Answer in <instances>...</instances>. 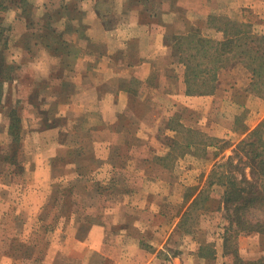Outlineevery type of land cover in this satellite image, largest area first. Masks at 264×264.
I'll use <instances>...</instances> for the list:
<instances>
[{"label": "rangeland", "instance_id": "obj_1", "mask_svg": "<svg viewBox=\"0 0 264 264\" xmlns=\"http://www.w3.org/2000/svg\"><path fill=\"white\" fill-rule=\"evenodd\" d=\"M60 1L0 0V26L3 28V37L6 36L8 41L6 45L0 41V48L6 52V58L12 65V75L4 82L3 97L0 101V157L7 156L8 162L0 172V195L4 203V205L0 204V264H69V261L71 264H77L81 260V264H122L128 256L127 251H116V248L110 247L111 245L107 247L104 245L107 250L103 248L100 251L106 256L98 253L90 257L92 254L90 250L73 254L59 249L50 251V244L59 236L54 230L62 222L60 213L63 204L64 209L66 207L60 194L65 188L59 187L50 192L48 187V195L45 197L44 194L46 201L39 202V209L28 202L30 194L22 189V187L28 189V184L21 183V179L30 177V171L34 170L38 163L36 154L42 145L50 141V126L62 128L66 119L60 109L52 107L50 110V85L57 83L54 78H50V2L58 4ZM228 1L231 0L212 2L215 8H221L223 3ZM262 7V10L256 11L257 13L249 11L248 8L246 11L232 9L217 13L210 15L209 22L213 25L216 23V26L226 28L228 31L241 28L244 34L241 41L247 44L246 49L254 46L257 53L264 54V5ZM19 17L26 19L27 22L26 31L22 34L23 38L29 43L31 39L41 37L44 44L43 51L32 50L33 53L29 51L31 56L18 57L22 47L18 41L10 42V36L14 22ZM216 26L214 25V28L217 29ZM53 30L56 31L57 27ZM170 39L175 49V58L183 63L178 48L186 47L191 43L182 42L179 35H171ZM22 43L20 41L21 45ZM32 46L31 49H36L34 45ZM241 49L245 50V47L239 48ZM187 53L188 59L193 58L189 59L191 72L213 67L206 63L208 56L205 52L197 53L193 48L192 51L187 50ZM194 54L196 56L192 57ZM57 61L60 67L62 59L58 58ZM57 69L52 70L57 71ZM185 71L184 64L183 76ZM212 72L215 73L216 85L220 78L222 87L217 91L214 90L215 106L209 115H206L208 97L199 100L200 110L183 105L179 106L180 108L168 106V120L157 123L156 129H151V133L155 136L144 140L139 137L142 131L138 133L137 129H134V123L123 121L129 135L118 134L116 140L109 139L111 141L109 146L113 144L112 151H115L114 146L116 151L107 155L103 153V159L96 156L95 150H89L90 146H95L93 137L81 136L80 139L71 137V142H81L79 149L71 153V160L77 159V162L81 161V165L88 164L91 167L102 161L98 166L101 169L97 170V177L102 179L103 186L98 185V181V184L91 183L84 193L76 191V198L83 197L84 199H80L84 201L76 200L75 203L70 204V209L77 210L80 206H84V212L92 215L90 219L94 215H103V223H107L113 216V220L117 219V223H120L122 218L119 213L121 208L126 206L128 188H131L129 185L134 183L139 185L138 178L141 177L131 168L124 169V163L130 158L131 153L142 154L150 149L148 161L144 162L142 170L147 166L149 169L145 170L142 176L157 177L167 183L183 180L185 186L182 189V187L173 188L174 186L163 185V194L154 197L149 204L159 212H168L167 217L161 219L164 224L177 216L178 225L186 231H194L191 235L201 245L208 240V245L206 243L203 245L200 255L210 264H232L234 255L226 256L222 261L220 252L215 250L211 239L222 238L224 231L225 219L220 208V200L226 189L225 185L230 189L234 186H231L230 181L242 180L243 171L249 176V180L254 177L249 174L243 149L249 147L250 142L264 140V97L260 94L261 89H264V83L258 79L256 83L254 82L250 66L240 58L225 60ZM183 85L186 87L185 80ZM195 94L186 92V95ZM9 114L19 118L17 122L19 129L16 128V132L20 133L18 140L13 138L10 131L8 132ZM253 124L252 128L245 131ZM32 127L37 128V131L31 130ZM251 129L253 131L245 139L246 142L239 143V140ZM244 132L245 136L241 137ZM232 144H235L232 152L222 155ZM17 147L18 150L14 152ZM153 148H157L156 152ZM257 151L261 153V159L264 158L262 154L264 144H260ZM12 152L15 154L8 158ZM11 158L14 161H11ZM213 160L214 167L208 169V164ZM110 164L116 168L110 169ZM82 167L77 166L75 171H84ZM87 168L88 171L94 172L93 169ZM254 178L259 184L264 185V172ZM79 184L75 185L80 186ZM45 190L46 187L43 191ZM195 194L197 198L189 202ZM253 211H255L253 217L261 215L264 217L263 212ZM174 236L176 239L174 238L171 250L176 248L179 237ZM234 239L230 244L237 246L242 258H256L264 254V237L259 233L243 232ZM59 242L61 243V239ZM114 256H117V261Z\"/></svg>", "mask_w": 264, "mask_h": 264}, {"label": "crops", "instance_id": "obj_2", "mask_svg": "<svg viewBox=\"0 0 264 264\" xmlns=\"http://www.w3.org/2000/svg\"><path fill=\"white\" fill-rule=\"evenodd\" d=\"M212 1L50 2V78L57 82L50 85V110L52 107L60 109L66 119L62 128L50 126V141L42 145L35 156L38 163L30 171V177L21 179V183L28 184V189H22L30 194L28 202L34 204L36 209L40 207L39 202L46 201L44 194L45 197L48 195V187L50 192L59 187L65 188L60 194L66 207L64 209L63 204L60 213L62 222L54 230L59 236L50 244V251L59 249L73 254L90 250V257L98 253L106 256L100 251L111 245L116 251H127L128 256L122 264L209 263L200 255L203 245H208V240L201 245L191 235L194 231H186L178 225L177 216L164 224L161 219L167 217L168 212H159L149 204L154 197L163 194V185L182 189L185 186L181 178L182 181L167 183L157 177L142 176L149 169L147 166L142 170L144 162L148 161L150 149L142 154L131 153L124 163V169L131 168L141 177L138 178L139 185H129L131 188H128L126 206L119 213L122 218L120 223H117V219L113 220V214L107 223H103V215H94L90 219L92 215L84 212V206L71 210V203L84 201L81 200L83 197L76 198V191L84 193L91 183L98 184L99 181L98 185L103 186V182L97 177V170L101 169L98 166L102 161L91 167L88 164L81 165L77 159L71 160V153L79 149L81 142H71L70 138L93 137L95 146H90L89 150H95L96 156L103 159L104 154L116 151L115 146V151H112L113 144L109 146V139L116 140L118 134L129 135L123 121L134 123V129L138 133L142 131L139 137L144 140L155 136L151 129H156L157 123L168 120V106L180 108L183 105L201 109L199 100L208 97L206 115H209L215 106L214 90L222 87L221 80L218 79L215 89L210 93L186 95L183 85L184 64L175 58L170 37L179 35L221 39V32L216 31L213 23L209 22L210 15L232 9L246 11V8L251 12H259L264 5V0H231L223 3L221 8H215ZM26 24V19H16L10 36V42L18 41L22 47L18 57H29V51H43L44 47L41 37L31 39L29 43L23 38ZM54 27H57L56 31H52ZM32 45L36 49H31ZM58 58L62 59L60 67ZM53 68L58 69L54 71ZM32 129L37 131V128ZM233 147L235 144L222 155L231 153ZM156 150L153 148V151ZM214 163L213 160L207 168L212 169ZM77 166H83L81 169L84 171H75ZM87 167L94 172L88 171ZM114 168L116 166L110 164V169ZM179 195L182 198V194ZM1 200L0 195V204L4 205ZM174 235L179 237L176 248L171 250L176 239ZM214 238L211 242L224 261L226 256L223 257L222 238H215L216 243ZM114 258L117 261V256Z\"/></svg>", "mask_w": 264, "mask_h": 264}, {"label": "trees", "instance_id": "obj_3", "mask_svg": "<svg viewBox=\"0 0 264 264\" xmlns=\"http://www.w3.org/2000/svg\"><path fill=\"white\" fill-rule=\"evenodd\" d=\"M216 26L217 24L214 23ZM229 25V24H228ZM227 25V26H228ZM217 31L221 32V39H211L195 36H179L182 42L191 43L186 47L181 46L178 48L180 51V57L183 63L186 65V71L184 75V80L186 83V92L194 94H207L212 92L215 87V73L212 70H216L222 65L225 60L231 58H240L244 61L246 65L250 66L252 70L253 80L256 83L257 79L264 83V54L257 53V49L254 46L248 47L245 41H241L243 33L241 28L229 29L216 26ZM243 30V29H242ZM0 41L2 44H7L8 41L6 36L3 37V28L0 26ZM245 47L239 50V48ZM194 50L198 52H205L207 54V61L213 65V67L207 68L203 71H190V60L193 58H187V50ZM181 49V50H180ZM185 51V52H184ZM6 52L0 48V101L3 97V85L4 82L9 79L12 75V65L6 58ZM238 53V54H237ZM185 54V55H184ZM184 55V56H183ZM194 54L192 57H195ZM186 57V58H185ZM190 57V56H189ZM261 96L264 97V89H261ZM10 115V114H9ZM18 117L15 115H10V123L8 125V132L14 136L16 140L20 137V133L16 132ZM19 129V128H18ZM248 130V127L245 131ZM253 130H249L246 136L239 140V143H243L245 139L250 135ZM246 142V141H245ZM244 142V143H245ZM249 147L244 150L246 163L249 166V174L257 177L264 172V158L261 159V153L257 151L260 144H264V140L258 139L248 143ZM18 150V147L14 152ZM12 152L8 158H10L15 153ZM264 154V152H262ZM260 158L259 160H257ZM7 156L4 158L0 157L1 168L6 166ZM11 161H14L12 158ZM10 162V161H9ZM0 170V172L3 170ZM246 172L243 171L242 180L230 181L232 182L230 189L225 185V191L220 200L221 210L224 214V231L222 233V251L223 256L234 257L232 258V264H264V254L256 258H242L239 255L237 246H231L232 243L240 233H251L257 232L264 237V217L258 216L253 217V213L258 210L264 213V185L259 184L257 179L252 177L249 180ZM237 182V184H236ZM243 183V184H242ZM226 184V182H225ZM242 184V185H241ZM224 185V184H223ZM197 198V196L195 197ZM194 198V199H195Z\"/></svg>", "mask_w": 264, "mask_h": 264}]
</instances>
